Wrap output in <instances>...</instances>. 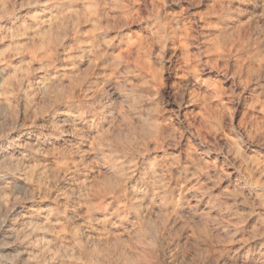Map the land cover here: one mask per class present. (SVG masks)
Segmentation results:
<instances>
[{
    "label": "clouds",
    "instance_id": "obj_1",
    "mask_svg": "<svg viewBox=\"0 0 264 264\" xmlns=\"http://www.w3.org/2000/svg\"><path fill=\"white\" fill-rule=\"evenodd\" d=\"M0 264H264V0H0Z\"/></svg>",
    "mask_w": 264,
    "mask_h": 264
}]
</instances>
